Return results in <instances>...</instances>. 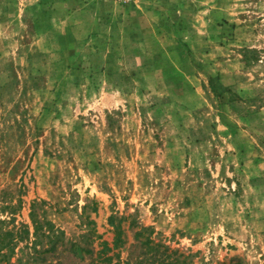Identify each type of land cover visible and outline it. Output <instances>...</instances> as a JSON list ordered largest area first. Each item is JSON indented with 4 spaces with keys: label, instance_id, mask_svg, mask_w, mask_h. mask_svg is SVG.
<instances>
[{
    "label": "rangeland",
    "instance_id": "1",
    "mask_svg": "<svg viewBox=\"0 0 264 264\" xmlns=\"http://www.w3.org/2000/svg\"><path fill=\"white\" fill-rule=\"evenodd\" d=\"M31 212L93 249L47 264H264V0H0V226Z\"/></svg>",
    "mask_w": 264,
    "mask_h": 264
},
{
    "label": "trees",
    "instance_id": "2",
    "mask_svg": "<svg viewBox=\"0 0 264 264\" xmlns=\"http://www.w3.org/2000/svg\"><path fill=\"white\" fill-rule=\"evenodd\" d=\"M208 85L211 93L214 96H222L229 92V88L221 84V82L213 76L208 77ZM32 217V233L26 225L20 227L12 226L4 228L0 226V264H47L45 255L54 253L58 247H61L62 252L72 254V256L84 260L85 255L92 254L93 249L88 246L69 242L64 240L63 232L55 228L48 220L38 221ZM139 234H137L138 238ZM24 243L23 248L26 249L25 258L18 255L16 249L20 243ZM146 240L144 244H148ZM121 244V239L116 237L112 247H108L105 242H101L102 248L96 253L94 258H91L89 264H111L112 256L107 253L116 249ZM157 252V251H156ZM163 254V253H162ZM162 254L159 255L162 257ZM155 259H142L136 261L135 264H154ZM178 258L169 260L168 257H162L156 264H176ZM117 264H130L128 261L119 262ZM189 264V263H187Z\"/></svg>",
    "mask_w": 264,
    "mask_h": 264
}]
</instances>
